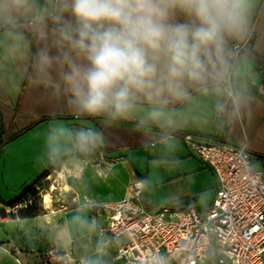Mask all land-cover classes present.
Wrapping results in <instances>:
<instances>
[{"label":"clouds","instance_id":"obj_1","mask_svg":"<svg viewBox=\"0 0 264 264\" xmlns=\"http://www.w3.org/2000/svg\"><path fill=\"white\" fill-rule=\"evenodd\" d=\"M256 0H0V83L19 91L27 79L77 118L111 124L135 118L171 139L181 115L176 106L193 93L212 97L214 110L235 127L252 124L264 103L240 77L238 48L248 35ZM250 75V66H249ZM241 142L244 137L241 136ZM101 130L54 121L46 153L87 156L104 145ZM260 163L246 157L250 179ZM88 234L95 219L77 216ZM109 242L99 234L80 264H105ZM145 264H168L152 253Z\"/></svg>","mask_w":264,"mask_h":264},{"label":"crops","instance_id":"obj_2","mask_svg":"<svg viewBox=\"0 0 264 264\" xmlns=\"http://www.w3.org/2000/svg\"><path fill=\"white\" fill-rule=\"evenodd\" d=\"M251 27L255 31L252 49L264 57V0H256L249 24ZM240 67L245 73L240 77L241 82L252 90L258 101L264 103V63L243 52ZM6 83V80L0 83V264H21V253L36 257L32 259L35 264H43L45 254L52 250L75 257V251H85L86 244L94 249L95 239L88 237L90 234L80 228L75 222L76 217L83 216L89 221L102 217L106 222L105 214L97 212L94 206L133 196L139 185H142L145 202L147 188L154 176L151 170L154 162H158L160 167L173 163L179 165L178 171L173 174L161 169L160 183L169 185L180 177H186L189 182L192 196L174 195L176 205L172 207L195 204L200 211L207 210L216 195V176L185 144L181 137L184 133L234 145L246 143L252 158L260 163L259 168L264 173V108L257 111L250 126L241 123L233 130V126L214 110L215 100L212 97L194 92L189 104L176 106L181 112L178 123L171 130V139L162 143L159 129L139 128L135 118L111 124L99 117L77 118L65 110L62 102L50 100L42 89L31 88L26 78L20 81L17 92L7 91ZM54 121L73 126L89 124L103 132L104 145L91 154L84 156L66 151L55 158L56 163L59 158L66 157L62 163L74 165L78 190L85 198L86 206L70 212L56 209L29 216L6 215L22 190L54 164L46 153V132ZM241 136L244 137L243 142ZM206 173H209L210 179L204 187L214 192L210 204L200 208L194 195L198 191L193 190L191 178L194 174ZM22 223H30L27 231L2 230L6 226L18 227ZM42 231L44 233H40ZM20 235L25 238L33 236L35 242L21 245ZM36 236L38 238L35 239ZM86 236L88 243L85 244ZM116 263L123 264L120 261Z\"/></svg>","mask_w":264,"mask_h":264},{"label":"built area","instance_id":"obj_3","mask_svg":"<svg viewBox=\"0 0 264 264\" xmlns=\"http://www.w3.org/2000/svg\"><path fill=\"white\" fill-rule=\"evenodd\" d=\"M246 39H255L253 27ZM181 137L216 176L211 206L205 211L195 204L152 210L143 201L142 185L136 186L133 196L95 205L106 216L97 233L109 242L105 264H145L152 253L165 255L168 264H264V173L259 168L252 179L244 174L245 159L252 158L247 144L201 139L191 133ZM44 258L45 264L81 261L57 250Z\"/></svg>","mask_w":264,"mask_h":264},{"label":"rangeland","instance_id":"obj_4","mask_svg":"<svg viewBox=\"0 0 264 264\" xmlns=\"http://www.w3.org/2000/svg\"><path fill=\"white\" fill-rule=\"evenodd\" d=\"M178 167L179 165L175 163L161 165L160 167L158 165V162H154L151 167L152 174L154 176L152 177V181H150V185L147 188L148 194H146L145 196V198H147L145 202L149 209L158 210L166 206H175L176 202L173 198L174 195L177 196L181 193L189 196L191 195L189 193V182L185 179L186 177H180L178 180L175 179L174 181L177 182H173L169 185L160 183L162 182L159 179L161 178V169L162 171L164 170L165 172L173 174L178 171ZM194 175L195 176H192L191 178V183L195 188L193 190H195V192L196 190L198 191L197 194L194 195L196 196L197 202L201 206L200 208H206L210 204V200L212 199V195L214 192L213 189L204 187L206 186V184H208V180L210 179L209 173ZM75 177L74 165L71 166L69 164H66V162H56L50 168L47 174L39 175L22 190L17 202L11 204L10 208L7 209L6 215H22L31 211H34L36 213H44L47 212V210L56 209L70 212L72 210H80L81 208H84L86 206V200L83 197L82 193L78 190ZM158 180H160L159 183L157 182ZM46 195L49 198L47 202H45ZM99 218H97L96 220L98 230L105 225L102 217ZM28 227H30V223H22L19 224L18 227H16L15 225H9L2 228V230L16 232L22 230L27 231ZM40 233L44 232L42 231ZM88 237H92V239H95V241L97 239L96 234L88 235ZM32 238L33 236L25 238L23 235H20L19 242L21 245L27 246L35 242V240H33ZM36 238H38V236H36L35 239ZM83 243H88L87 236ZM84 248L85 251H83V249L75 251V257L82 256L86 252L93 251V248L92 246H90V244H86ZM20 258L21 264H35L33 260H35L36 257L34 256L30 257L26 256L25 253H21ZM45 260L46 258H44V261ZM43 264H45V262H43Z\"/></svg>","mask_w":264,"mask_h":264},{"label":"water","instance_id":"obj_5","mask_svg":"<svg viewBox=\"0 0 264 264\" xmlns=\"http://www.w3.org/2000/svg\"><path fill=\"white\" fill-rule=\"evenodd\" d=\"M242 46V48H245L247 49V51L245 53H247L251 58L259 61V62H262L264 63V57L260 56L259 54H257L253 49H252V43L247 41V39H245L242 43H238ZM221 142H225L223 140H219ZM1 148V146H0ZM5 210V208H4ZM5 215V214H4Z\"/></svg>","mask_w":264,"mask_h":264},{"label":"trees","instance_id":"obj_6","mask_svg":"<svg viewBox=\"0 0 264 264\" xmlns=\"http://www.w3.org/2000/svg\"><path fill=\"white\" fill-rule=\"evenodd\" d=\"M254 40L251 41V43H253ZM66 159V157H62V158H59L56 162L60 163V162H63L64 160ZM55 164V163H54ZM52 164L48 169H46L43 173H41V175H45L49 172L50 168L54 165ZM10 204V203H9ZM34 214H39V212H34V211H31L29 213H26V214H22V216H29V215H34ZM61 253V252H60Z\"/></svg>","mask_w":264,"mask_h":264},{"label":"bare ground","instance_id":"obj_7","mask_svg":"<svg viewBox=\"0 0 264 264\" xmlns=\"http://www.w3.org/2000/svg\"><path fill=\"white\" fill-rule=\"evenodd\" d=\"M48 199H49V198H48V196L46 195V196H45V202H47V201H48Z\"/></svg>","mask_w":264,"mask_h":264}]
</instances>
